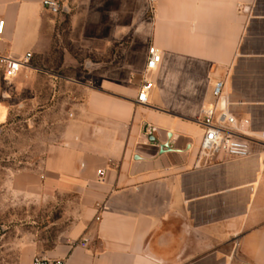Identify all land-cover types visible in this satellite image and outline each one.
Instances as JSON below:
<instances>
[{"label":"crops","instance_id":"obj_1","mask_svg":"<svg viewBox=\"0 0 264 264\" xmlns=\"http://www.w3.org/2000/svg\"><path fill=\"white\" fill-rule=\"evenodd\" d=\"M44 1L0 0V51L21 57L41 50L54 14ZM59 1L74 7V41L89 34L95 44L94 54L74 59L115 71L83 87L82 117L50 145L42 167L43 193L59 204L78 195L71 226L49 247L28 244L19 264L35 255L65 264H264V146L246 158L197 164V120L205 104L216 103L217 81L233 113L264 130V0ZM146 23L149 45L162 54L148 71ZM123 40L117 59L114 44ZM140 53L143 62L134 64ZM144 79L152 88L139 103ZM247 209L252 214L242 218Z\"/></svg>","mask_w":264,"mask_h":264},{"label":"rangeland","instance_id":"obj_2","mask_svg":"<svg viewBox=\"0 0 264 264\" xmlns=\"http://www.w3.org/2000/svg\"><path fill=\"white\" fill-rule=\"evenodd\" d=\"M73 11L72 6L71 10L50 14L51 34L45 35L41 50L31 52L37 70H26L12 80L0 71V264H19L22 250L33 242L42 247L53 245L58 233L73 221L78 195L66 196L59 204L57 195L43 193L42 167L50 145L62 142L72 131V123L82 117L83 87L98 86L104 79L99 75L109 68L115 71V66L84 65L74 59L83 52L94 54L90 47L95 44L90 43L89 34L83 41H74L79 35L73 31ZM146 17L148 22L151 11ZM145 31L148 50V25ZM126 44V40L115 43L113 56L121 58ZM131 59L138 64L144 56L135 54ZM32 73L37 74L30 76ZM262 148L255 143L252 153ZM252 212L243 210L242 218ZM258 212L263 214L259 221L262 227L264 210Z\"/></svg>","mask_w":264,"mask_h":264},{"label":"built area","instance_id":"obj_3","mask_svg":"<svg viewBox=\"0 0 264 264\" xmlns=\"http://www.w3.org/2000/svg\"><path fill=\"white\" fill-rule=\"evenodd\" d=\"M44 7L54 14L62 10L59 0H45ZM5 19L0 18V46L4 41ZM33 54L25 53L21 57L6 55L0 51V71L7 80L17 78L26 70H37L32 65ZM162 61V54L155 46H149L146 60V70L157 69ZM152 82L146 79L140 85L137 101L146 103ZM224 82L217 81L213 87V96L216 103H208L202 107L201 117L197 122L201 125L203 133L197 155V164L201 160L216 156H226L234 159L249 157L253 151V144L264 146V139L255 138L248 133L251 126L248 121L240 120L229 108L217 107L223 95ZM154 127L151 124L145 126V134L153 136ZM259 140V141H257ZM103 171H100L102 173ZM32 264H65L64 259L48 258L43 255H35Z\"/></svg>","mask_w":264,"mask_h":264},{"label":"bare ground","instance_id":"obj_4","mask_svg":"<svg viewBox=\"0 0 264 264\" xmlns=\"http://www.w3.org/2000/svg\"><path fill=\"white\" fill-rule=\"evenodd\" d=\"M222 97H223V99H221L220 102H219L220 107L221 106H223L225 108L229 107V105H231V102L228 100V98L224 94L222 95ZM249 125H250V123H249ZM248 133L250 135H253V137H255V138L264 139V130L254 131L252 128H250V130H248ZM257 141H259V140H257Z\"/></svg>","mask_w":264,"mask_h":264},{"label":"water","instance_id":"obj_5","mask_svg":"<svg viewBox=\"0 0 264 264\" xmlns=\"http://www.w3.org/2000/svg\"><path fill=\"white\" fill-rule=\"evenodd\" d=\"M62 10H65L64 8H62ZM221 99H223V97L221 96V98H220V100ZM221 108L223 109V108H225V107H223V106H221ZM169 148V144L168 143H166V144H164V145H162V151H164L165 149H168Z\"/></svg>","mask_w":264,"mask_h":264}]
</instances>
